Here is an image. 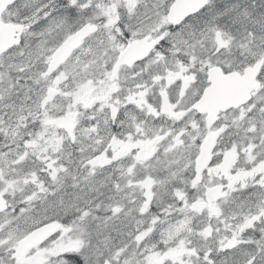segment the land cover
Masks as SVG:
<instances>
[{"label":"snow or ice","instance_id":"obj_1","mask_svg":"<svg viewBox=\"0 0 264 264\" xmlns=\"http://www.w3.org/2000/svg\"><path fill=\"white\" fill-rule=\"evenodd\" d=\"M0 264H264V0H0Z\"/></svg>","mask_w":264,"mask_h":264}]
</instances>
